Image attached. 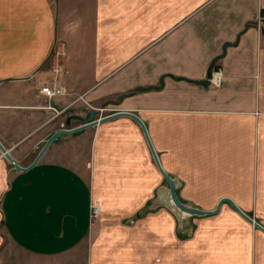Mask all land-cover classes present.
<instances>
[{
    "label": "crops",
    "instance_id": "obj_1",
    "mask_svg": "<svg viewBox=\"0 0 264 264\" xmlns=\"http://www.w3.org/2000/svg\"><path fill=\"white\" fill-rule=\"evenodd\" d=\"M261 11L264 0H0L1 144L27 165L50 122L129 110L181 199L229 197L264 226ZM222 52L219 84L202 82ZM54 82L63 92L49 98ZM163 180L129 115L60 134L25 171L0 150V264H264V232L226 200L182 227L144 210Z\"/></svg>",
    "mask_w": 264,
    "mask_h": 264
},
{
    "label": "water",
    "instance_id": "obj_2",
    "mask_svg": "<svg viewBox=\"0 0 264 264\" xmlns=\"http://www.w3.org/2000/svg\"><path fill=\"white\" fill-rule=\"evenodd\" d=\"M223 53L224 52H222L221 54H218L212 58L211 62L208 65V68H207L206 79L203 80L202 82H204V83L209 82V77L211 75V68L213 66V63L215 62V60L218 57L222 56ZM94 113H95V110L91 109L89 111V113L87 114V116H79L78 115V117H80V119L82 120L81 123L74 125V126H69V127H64V126L57 127L46 138L39 140L36 143V147H39V149H38L36 155L34 156V158L32 159V161L27 165H20L17 162H15L13 160V158L10 156V154L8 153V151L6 150V148L1 144V142H0V150L7 157V159L13 163V169H15L17 171H25L28 168H30L37 161V159L39 158L41 153L44 151V149L51 143V141H53L55 138H57L60 134L71 133V132L77 131V130L82 129L86 126L95 124L98 121H102L104 119H108V118H111L113 116L129 115V116L133 117L140 124V127L143 131V134L145 136V139L147 141V144L150 148L151 154H152L153 159L155 161V164H156L158 170L160 171V173L162 174V176L165 180V184L161 185L160 187L157 188V195L151 199L150 204L148 206H146L144 208V210H146L149 207H155V206H159V205L165 206L167 209H169L175 215V217L177 219L178 227H182L184 225L189 224V219L191 216H199V215H204V214L216 212L219 209L221 202L223 200H226L231 204V206L233 208H235V210L237 212H239L243 217H245L247 220L252 222L256 227H258L259 229H261L264 232V226L261 225L256 220H254L253 217H251L249 214L244 212L229 197H222L220 200L217 201L215 207H213V208H201V207L194 205L192 203V201H183L179 197V194H178V187L180 186L181 181L179 180V178L177 176L171 175L170 173H167L164 170V168L162 167V165L159 161L158 155H157V153H156V151H155V149L151 143V140H150L149 135L147 133L146 127H145L143 121L139 118V116L137 114H135L134 112L129 111V110H114L110 113L104 114L103 116H100L98 118H94L93 117ZM68 120H69V118H67V121Z\"/></svg>",
    "mask_w": 264,
    "mask_h": 264
},
{
    "label": "built area",
    "instance_id": "obj_3",
    "mask_svg": "<svg viewBox=\"0 0 264 264\" xmlns=\"http://www.w3.org/2000/svg\"><path fill=\"white\" fill-rule=\"evenodd\" d=\"M259 24L264 26V11H261L260 16H259ZM220 74H221V69L219 67L212 68L211 69V75L209 77V81L212 82L215 85L219 84L220 80ZM41 92L46 94L47 96H53L55 94H60L63 92V87L59 84L53 83L51 85H43L41 86ZM56 113L61 112V110H58L54 108ZM99 213V206L96 201L91 203L90 206V216L91 218H95L98 216Z\"/></svg>",
    "mask_w": 264,
    "mask_h": 264
},
{
    "label": "rangeland",
    "instance_id": "obj_4",
    "mask_svg": "<svg viewBox=\"0 0 264 264\" xmlns=\"http://www.w3.org/2000/svg\"><path fill=\"white\" fill-rule=\"evenodd\" d=\"M61 52H59V51H56V52H53V55H51V57L49 58V60H48V64H47V66H49V68H50V66L52 65V72H53V74L56 76L57 74H61V72L64 70V64H63V62L61 61V58L59 59V61H57L58 63H54V65H53V56H54V54L55 55H58V54H60ZM55 83V82H54ZM49 85H51V83L49 84ZM43 86V85H42ZM46 95V94H45ZM55 95H57V94H55ZM55 95H53V96H55ZM53 96H47V97H53ZM50 109H52L53 111L55 110L54 108H55V106H51V104H48L47 105ZM55 112V111H54ZM50 124L52 125V130L53 129H55V128H57V127H59L60 125H59V121H54L53 123H51L50 122ZM171 175H173V174H171ZM165 184V180H163L161 183H159L156 187H155V196L157 195V188L158 187H160L161 185H164ZM183 200V199H182ZM183 201H186V200H183ZM194 205H196V206H198V207H200L198 204H196L195 202H192ZM160 206H162V205H159V206H155V208H157V207H160ZM162 207H165V206H162ZM261 207H264V203L263 202H261V204H260V208ZM166 208V207H165ZM202 208V207H201Z\"/></svg>",
    "mask_w": 264,
    "mask_h": 264
}]
</instances>
